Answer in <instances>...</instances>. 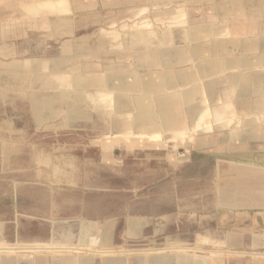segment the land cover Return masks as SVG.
Instances as JSON below:
<instances>
[{
  "label": "rangeland",
  "instance_id": "374dc122",
  "mask_svg": "<svg viewBox=\"0 0 264 264\" xmlns=\"http://www.w3.org/2000/svg\"><path fill=\"white\" fill-rule=\"evenodd\" d=\"M226 1L144 6L141 0H64L70 11L54 13L42 0H0V264H52L62 258L71 264L79 258L140 264L155 255H181L186 264H264V161L256 160L264 157V138L240 145L247 113L225 109L231 98L221 96L224 87L217 106H211L220 119L210 110L199 128L187 121L178 132L157 127L147 135H122L102 126L112 109L102 113L93 104L87 108L89 120L70 125L65 111L54 108L38 121L29 94L47 92L44 81L28 89L7 79L9 67L66 55L68 73L38 74L55 82L83 65L88 70L81 73L115 70L132 80L134 73L163 71L161 59L149 68L147 52L167 34L170 46L181 51L260 35L247 31L260 17H247L241 9L231 16L216 14L213 7ZM62 17L73 22L70 31L58 27ZM202 23L219 25L223 32L202 33L193 41L184 37L186 25ZM140 31H152L154 40L117 55L113 46ZM102 38L111 45L106 56L90 50L74 58V46H94ZM229 52L237 56L240 49ZM193 63L187 59L174 70L191 71ZM227 72L204 79L224 78ZM196 98L210 108L203 88ZM254 115L264 119V112ZM131 219H146L141 234L131 232Z\"/></svg>",
  "mask_w": 264,
  "mask_h": 264
},
{
  "label": "bare ground",
  "instance_id": "6f19581e",
  "mask_svg": "<svg viewBox=\"0 0 264 264\" xmlns=\"http://www.w3.org/2000/svg\"><path fill=\"white\" fill-rule=\"evenodd\" d=\"M42 2L44 4H48L46 6L52 7L53 8L52 10L54 13L65 12L66 10L68 11L70 9L68 3H65L64 0H42ZM37 3L42 4L41 2H37ZM224 6H226V8L225 7L224 8H225V10H227V14L230 13V15L235 10L238 11L239 9H241L243 11L244 15L247 17H263L264 18V0H239V1L238 0H235V1L234 0H227L226 4ZM31 7H33V6H31ZM252 8H253V10H252ZM230 11H232V12H230ZM69 14H71V13H69ZM57 15H56V17H57ZM60 15L63 16V14H59V16ZM71 19H73V18H71ZM186 19H187V17H186ZM54 20L55 19H53L52 22H54ZM205 22H203V23H205ZM203 23L198 24V25H190V24L186 25L185 30H183L184 37L190 41H193L197 38L198 35H200L202 33H209L211 35L212 34L219 35L221 32H223L219 28V25L218 26H212V25L210 26V25H206ZM243 23H245V22H243ZM50 24H51V22L49 19V25ZM182 24H184V23H182ZM57 25H58V27L62 26L65 29L70 31L71 27L73 26V22L69 18L62 17V18H59L57 20ZM227 26H229V25H227ZM153 36H154V34L152 31H150V32H145V31L136 32L133 35H131L128 39L122 40L121 44L120 43H118L117 45L115 44L113 47L117 48L115 51L116 54L121 55V52L123 54L125 51L129 50V48L132 47L136 43H150V42H152L154 40ZM171 38H172V35H170V34H167L165 37L160 38L159 39V45H158L159 49L161 50L162 47L170 46ZM110 47H111L110 41L102 38L99 40V47L97 48L98 51L96 52V54H99V55L103 54V56H106L105 53L109 51L107 49H109ZM64 48H67V47H64ZM160 50L154 51V53L159 54V52H161ZM73 51H75V52L81 51L82 52L83 48L81 46H77L76 50L73 49ZM81 52H79V54H77V55H74V58L78 59L79 55H82ZM182 54L183 53H179V55L177 57V58H179V60H181V63L186 61L188 59V56H189L187 54L185 55V52H184V57H182ZM152 56L156 60L154 62H152V64H149V65L155 66L156 63H158V62H156V61H158V58H157L158 55H152ZM259 57H261V56H259ZM261 58H263V57H261ZM69 61H70V59H68V58H64V59L57 60V61L55 59H53V60L47 59V60L38 61V62H28V63H24V64H20V65H14L13 67H9V69L6 71L8 73L7 79L9 81V84H16V85L20 84V85H25V87L29 88V84H30V81H31L33 74L40 75L38 73L41 72V70L48 69L49 74L55 75L56 73H59L60 71L66 70L67 64ZM162 63H164V62H162ZM79 67L88 68L87 66H79ZM165 69H167V68L165 67ZM113 76H116V79L113 82L115 84L113 87L114 89H116L115 91L110 89V86L108 85L109 80L115 78ZM117 76H119V75H115L114 73H112V71H109L105 75L94 74V73H91V74L90 73L89 74L78 73V74H75V76H73L72 78H68V77L64 78V79L59 78L55 82L52 81L50 78H48L45 80V84L47 86L55 89V90H58V92L57 93L56 92L55 93L50 92V94H47L46 102L42 105V107H44V108L48 107V106L52 107L55 104H60L61 100L65 101L66 103L67 102H73L71 104L67 103L68 107L66 108L67 114H68V121L67 122L69 124L70 123L73 124V123L81 121V120L91 119L92 115L87 111V108L91 104H93V107L94 106L97 107V110L102 111V113H105L106 107L111 108L112 112L111 113L107 112V114L110 115V116H108V117H110L108 120H110V122H115V124L119 125L122 128V131L119 133L123 135V134H132L133 132H137L139 134H145L147 132H144L141 129L145 128L147 125H151V124L155 123L157 120H160L165 127H171V126L176 125L177 122H175V120H174L175 119L174 117L176 115V111L174 108L178 107L179 105H182L184 107L186 106L187 108L189 106L191 107L194 103H196L198 101L196 97L198 96V92L202 88L205 90L208 103L209 102H216L218 100L219 92H218V90H216V85L214 84V82L204 84V82H202L200 80V74L198 72L195 73L194 75L181 73L180 76L183 77L182 79L186 80L185 83H188L192 79H195V80L199 79V84L195 85L192 88H186L182 91H177L174 94H167L169 89L177 86L176 83H174V86H173L172 79H173L174 75H173V73H169L168 71H165L164 74L159 75V76H156L153 73H150L148 76H143V77L136 75V76H133L132 80L122 79V77H117ZM252 82H251V79L249 76H246V75L243 76V79L241 82L242 83V87H241V90H242L241 94L242 95H245L247 93V91L251 87ZM21 87H23V86H21ZM21 87H19V88H21ZM93 89L96 91L95 95H93V93L91 92ZM122 89L127 90V91H131L132 93H136V94L142 93V95L134 96V94H127V95H124L123 93L119 94L120 91H122ZM46 90H48V89H46ZM47 93H48V91H47ZM155 93H160V97H158L159 95H157ZM161 94H163V95L161 96ZM101 97L103 98L102 102H103V104H105L104 106H102L101 104H98V101L100 100ZM66 103H65V105H66ZM57 107H59V105ZM40 110H41V108H40ZM209 111L210 110L204 106L202 107V109H199L196 111H191V112L189 111V119H190V122L193 124L194 128H199L201 126V124L206 120V113H208ZM120 116L122 117V120L117 118ZM177 116L180 117V115H178V114H177ZM182 117L183 116H181L179 118V120H181ZM106 124H107V122H106ZM106 124L102 125V126L104 127V126H106ZM253 124H255V123H252V125ZM135 128H139L140 130L135 131ZM255 128H257V127H255ZM148 133L150 134V131H148ZM105 134H107V133H105ZM145 135H147V134H145ZM144 225H146V222L141 221V219H131V224H130L131 232H134V230L136 231L140 228H143ZM104 241L107 244L110 242L109 235L104 236ZM90 260L91 259H88V258H79V259H77V264H89ZM160 260H162V259L160 258ZM59 261H61L62 264L71 263L67 259H64V258H62ZM55 262H56V260H55ZM92 263H93V261H92Z\"/></svg>",
  "mask_w": 264,
  "mask_h": 264
},
{
  "label": "crops",
  "instance_id": "0c3cea01",
  "mask_svg": "<svg viewBox=\"0 0 264 264\" xmlns=\"http://www.w3.org/2000/svg\"><path fill=\"white\" fill-rule=\"evenodd\" d=\"M159 1H168V0H151V1L141 0V2L143 3L142 5H144V6H149V5H154V4L157 5L159 3ZM184 1H196V0H184ZM225 4H226V2L225 3L223 2V3L218 4L217 7L216 6L213 7V10L216 11V14H218L219 16H222L221 15L222 12H223V15L225 13L227 14V10H225L226 6H224ZM230 12H232V11H230ZM228 14L230 15V13H228ZM232 14H233V12L231 13V15ZM253 19L256 20L257 18L253 17ZM263 27H264V18L260 17V20L258 19L257 21H255L253 23L250 22L249 24H247V31L248 32L252 30L253 33L260 34V35H256L253 39H251V38L250 39L249 38L244 39L243 37H238L235 40L217 41V42L212 43V45L208 49H203L199 46H195V47L188 49V51H185V50L181 51L179 49H176L175 47L168 46V47H162L161 50L159 49V47H157V49H148V52H147V55H149L151 58V61L149 62V64H152V62H154L156 60L152 55H158L157 58L161 59V65L163 67V71L158 75L155 74L156 76L164 74L165 71H168L169 73H173V75H174V77L172 79L173 86H174V83H176L177 86L169 89L167 94H174L177 91H182V90L186 89V88H182L184 85L189 84V85H191L189 88H192L195 85L199 84V79H197V80L192 79L188 83H185L186 80L182 79L183 77L180 76L181 73L194 75L195 73L198 72L200 74V80L202 82H204V84L214 82V84L216 85V90H218V92H219V87H224L223 93H221V96L223 95L225 98L226 97L231 98L225 102V107H226L225 109L229 108V106H235L236 107V109L234 110L235 112L247 113V119H246V125H245L247 127L246 132L243 136H241V137L238 136L239 140H240V145H242V146H248L250 144L251 140L264 138V132H260L259 129L257 130V128H259V127H264V119L261 120L259 118H256V116L254 115L256 112H264V28ZM228 43L231 44V46H229ZM77 46H81L83 48L82 52L79 51V52H81V54H85L88 51L90 52V50H93L94 53L96 54V52L98 51L97 48L99 47V42L97 44H95L94 46H89L85 43L78 44ZM77 46H74L73 49L76 50ZM91 47H93V48H91ZM230 47L240 49V54H238L237 56H235V55L232 56L231 54H229L230 53L229 52ZM158 50L161 51V52H159V54L154 53V51H158ZM261 50H263L262 53H259L258 51H261ZM79 52L74 51V54L77 55V54H79ZM184 52H185V55L186 54L189 55L188 59H191L194 62L193 63L194 66H193V69L191 70V72L190 71L188 72V71L174 70V67L176 65L183 64L187 61L186 60V61L181 63V60H179V58H177L179 53H183L182 57H184ZM259 56H261L263 58H261ZM64 58L70 59V57H68L66 55H62V56L54 58V59L57 61V60H61ZM156 62L159 63V61H156ZM162 62H164V63H162ZM152 67H154V66L149 65V68H152ZM165 67L167 69H165ZM252 68H254V69L256 68V71L252 70ZM232 69H235V70L239 69L240 71L231 72ZM67 70L68 69L63 70L64 72L60 71L59 73H56L55 75L56 76L61 75V74L65 75L66 73H68ZM86 70H88V69L78 66L76 69V73H74L71 77H68V78H72L73 76H75V74L84 72ZM217 70H222V71H226V72L230 71V72H227L225 74L224 78L205 81L206 80V79H204L205 76H207V75L209 76L212 73L214 74V72H216ZM112 73H114L115 75H119L117 77H122V79L130 80V76L127 75L126 73H123V72L120 73V72L115 71V70L112 71ZM151 73H153V72H151ZM83 74H89V71H87ZM149 74L150 73L145 74V75L134 73L133 76L138 75L140 77H143V76H148ZM245 75L249 76L251 79V82L252 81L253 82L251 83V87L247 91V93L245 95H242L241 94L242 93L241 92L242 91L241 90V87H242L241 82H242L243 76H245ZM45 77H43L42 75L33 74L31 81H30V84H29V88H28V89H30V88L34 87L37 84V82L39 83V82L44 81L43 83H44L45 89H48V93L47 92H35V93L33 92V93L29 94L31 97L30 100L33 101V102L31 101V103L33 105V111H34V115H35L36 119L38 121H43L44 119H46V117H45L46 113H49V112L53 113L54 108H61L65 111L66 120L68 121V114H67V110H66V108L68 107L67 103L71 104L73 102H67L66 103L65 101L61 100L60 104H55L52 107H50V106L45 107V108L42 107V105L46 102L47 94H50V91L55 90V89H53V88H51L45 84V80L48 79V77H46V78ZM113 77H115V78L109 80L108 85L110 86V89L115 91L116 89L113 88L115 84L113 82L116 79V76H113ZM64 78H67V77H61L60 79H64ZM122 93L124 95H127V94H134V96L142 95V93L136 94V93H132L131 91H127V90H123V89H122V91H120L119 94H122ZM155 94L159 95L158 97H160V93H155ZM162 95L163 94H161V96ZM65 103H66V105H65ZM209 103H210L209 110H211L212 114L215 115V118L220 119L221 114H219L218 109L217 110L214 108L212 109V107H211L212 105L217 106V101L216 102H209ZM58 105H59V107H57ZM202 107L203 106L201 104H199L198 102L194 103L191 107L189 106L188 108L186 106L184 107L182 105H179L178 107L174 108L176 111V115L174 117L175 118L174 120H175V122H177L178 125L176 124V125L171 126V127H165L160 120H157L155 123H153L151 125H147L145 128H142L141 130L144 132H148V131H153L157 127H160L164 132H178V130H180V125L186 123L187 121L190 122L189 111L190 112L196 111V110L202 109ZM40 108H41V110H40ZM93 109H97V107L94 106ZM177 114L180 115V117L183 116L185 119L182 117V119H181L182 121L179 120L180 117L177 116ZM252 123H255V124L252 125ZM106 125L109 128L108 129L109 131L107 133H119L122 131V128L119 125L115 124V122H110V120L107 121ZM255 127H257V128H255ZM139 130H140L139 128H135V131H139ZM256 160H263L264 161V157H257ZM141 221H144L147 223L146 219H141ZM142 229L143 228H140L136 231L134 230L135 234L136 235L141 234ZM106 235H108V234H106ZM233 239H234L233 236L228 237V241H230V242H232ZM159 257L162 260H160ZM52 264H62V262L59 260H56V262H55V260H54V262ZM72 264H73V262H72ZM76 264H77V262H76ZM89 264H91V260L89 261ZM103 264H128V262H126L123 259H106V260L104 259ZM140 264H186V259H184L181 255H179L178 257H175V258H172L169 256L155 255L153 257L140 260Z\"/></svg>",
  "mask_w": 264,
  "mask_h": 264
}]
</instances>
